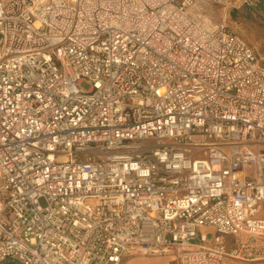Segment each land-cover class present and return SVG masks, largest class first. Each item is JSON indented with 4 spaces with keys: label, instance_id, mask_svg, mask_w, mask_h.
<instances>
[{
    "label": "built area",
    "instance_id": "obj_1",
    "mask_svg": "<svg viewBox=\"0 0 264 264\" xmlns=\"http://www.w3.org/2000/svg\"><path fill=\"white\" fill-rule=\"evenodd\" d=\"M199 2L0 0V263L264 258V65Z\"/></svg>",
    "mask_w": 264,
    "mask_h": 264
},
{
    "label": "crops",
    "instance_id": "obj_2",
    "mask_svg": "<svg viewBox=\"0 0 264 264\" xmlns=\"http://www.w3.org/2000/svg\"><path fill=\"white\" fill-rule=\"evenodd\" d=\"M255 11L264 18V0H220V2H199L189 9V16L204 29L210 30L225 23L238 31L246 19L247 12ZM194 16V18H193ZM249 17V16H248ZM261 60V59H260ZM0 264H16L6 260ZM122 264H178L172 256H133ZM221 264H264V258L252 260L226 259Z\"/></svg>",
    "mask_w": 264,
    "mask_h": 264
},
{
    "label": "rangeland",
    "instance_id": "obj_3",
    "mask_svg": "<svg viewBox=\"0 0 264 264\" xmlns=\"http://www.w3.org/2000/svg\"><path fill=\"white\" fill-rule=\"evenodd\" d=\"M247 13L249 14L238 26V31L229 25L228 27L243 36L253 46L257 56L261 59L262 65H264V18L263 16H259L255 11ZM80 86L84 89L89 88V84L85 81L81 82ZM261 147L264 149V143L261 144ZM195 157L198 156L196 155ZM261 215H264V211H262Z\"/></svg>",
    "mask_w": 264,
    "mask_h": 264
},
{
    "label": "bare ground",
    "instance_id": "obj_4",
    "mask_svg": "<svg viewBox=\"0 0 264 264\" xmlns=\"http://www.w3.org/2000/svg\"><path fill=\"white\" fill-rule=\"evenodd\" d=\"M193 18H194V16H193Z\"/></svg>",
    "mask_w": 264,
    "mask_h": 264
}]
</instances>
